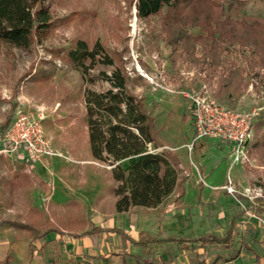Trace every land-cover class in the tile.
I'll list each match as a JSON object with an SVG mask.
<instances>
[{
    "label": "rangeland",
    "instance_id": "1",
    "mask_svg": "<svg viewBox=\"0 0 264 264\" xmlns=\"http://www.w3.org/2000/svg\"><path fill=\"white\" fill-rule=\"evenodd\" d=\"M47 1L57 26L46 38L28 49L0 39V219L16 218L40 228L79 227L85 223L79 201L106 208L115 201L113 165L90 151L84 101L86 87L100 90L109 82L99 78L92 83L81 66L66 59L67 50L82 38L90 47L99 41L103 52L124 57L128 86L144 97L155 119L162 144L156 150L167 147L179 155L186 188L206 186L205 174L232 162L227 141L203 138L190 148L194 119L188 93L200 90L238 111H256L246 159L232 169L238 191L232 194L223 186L227 168L219 167L213 174L218 183L205 194L190 188L185 201L172 192L164 205L184 208L191 216L189 240L201 233L224 235L232 214L238 213L235 245L252 240L264 247V152L252 146L264 130L261 36L246 34L248 40L240 42L236 29L264 27V0H212L221 16L210 27L184 16L175 18L171 34L163 25L166 7L161 14L140 18L134 2L130 6L126 0ZM98 55L103 57L102 51ZM99 69L110 73L112 66L100 62L91 73ZM19 114L41 124L55 154L35 159L24 148L11 149L3 131ZM14 229L3 226L0 244L13 233L19 238L35 232ZM39 244L34 239L31 249L40 250Z\"/></svg>",
    "mask_w": 264,
    "mask_h": 264
},
{
    "label": "trees",
    "instance_id": "2",
    "mask_svg": "<svg viewBox=\"0 0 264 264\" xmlns=\"http://www.w3.org/2000/svg\"><path fill=\"white\" fill-rule=\"evenodd\" d=\"M128 5L134 2L136 14L148 18L154 14L163 15V25L171 34L177 25L175 18L186 16L189 21L204 27H210L220 16V6L212 0H126ZM57 22L50 15L47 0H0V39L12 46L23 49L31 48L42 41L56 28ZM238 40L247 41V36H261L259 55L264 63V27H236ZM102 51L103 57L98 54ZM66 59L82 67L84 75L95 82L102 78L109 86L100 90L86 87L84 101L88 126V143L91 154L99 160L112 164V175L117 185L110 190L116 195L117 211H127L133 206H156L173 191L185 192L181 177V160L170 148L163 147L158 138L154 117L145 108L142 95L132 91L128 86V73L125 59L119 54L117 58L103 52V45L96 41L91 47L88 41L78 38L66 52ZM112 66L110 73L99 69L91 73L92 68L100 63ZM33 67V66H31ZM32 72V68L28 73ZM253 147L264 152V130L256 138ZM236 215H233L226 234L200 236L204 242H227L234 230ZM4 225L19 229L34 230L36 236H44L50 230L64 233L58 227H52L41 233L30 222L16 218L0 219V228ZM103 228L93 226L83 233H71L74 236L95 235ZM115 231L128 238L135 245H143L156 239L135 240L120 228ZM173 237L166 239L172 240ZM164 240V239H163ZM7 255L3 263H7ZM139 264H157L150 259ZM168 264V263H161Z\"/></svg>",
    "mask_w": 264,
    "mask_h": 264
},
{
    "label": "crops",
    "instance_id": "3",
    "mask_svg": "<svg viewBox=\"0 0 264 264\" xmlns=\"http://www.w3.org/2000/svg\"><path fill=\"white\" fill-rule=\"evenodd\" d=\"M230 145L232 146L231 143ZM219 167L224 170L227 168L223 186L227 183L229 174L237 186L232 172L234 165L232 167L231 163L227 167L221 165L214 171ZM214 171L205 174L204 184L206 186L203 187L188 184L186 188L183 180L185 192L181 198L186 201L190 188L194 192L197 190L199 196L202 193L205 194L210 187L218 183L214 179ZM173 192H177L180 196L178 190ZM116 198L107 208L104 204L97 205L94 202L79 201L83 206L85 223L79 227H58L65 231L64 233L50 230L44 236H36L34 232L33 236L20 235L19 238H16V234L13 233L12 237L7 238L8 242L4 241L0 244V264H17L19 261L21 264H139V261L147 259L157 264H264V247L260 248L252 240L235 245L233 236L236 231L238 213L232 214L226 229L227 232L233 215H236L234 230L229 241L204 242L198 237L209 235L222 237L226 232L222 236L215 233H201L189 240L186 235L193 234L194 221L191 216L184 213V208H168L163 200L156 206H133L127 211H117ZM34 226L41 233L52 228ZM93 226H99L103 230L95 235L74 236L71 234L83 233ZM112 227L120 228L135 240L150 237L156 240L143 245H135L119 233L108 230ZM2 228H0V236L4 232ZM16 229L19 228L14 230ZM171 237H173L172 240H166ZM34 239L40 240V250L31 249V242ZM228 244H232L231 247L223 246ZM10 248L13 253L9 252ZM150 248H152L150 254H143V250ZM7 255H10V259L7 263H3Z\"/></svg>",
    "mask_w": 264,
    "mask_h": 264
},
{
    "label": "built area",
    "instance_id": "4",
    "mask_svg": "<svg viewBox=\"0 0 264 264\" xmlns=\"http://www.w3.org/2000/svg\"><path fill=\"white\" fill-rule=\"evenodd\" d=\"M194 119L193 144L203 138H215L232 144L231 167L243 163L248 152V144L253 138V115L255 112L238 111L221 102L214 95L194 90L188 93ZM4 140L11 149L24 148L35 159L56 153L49 137L43 132L41 124L28 115L15 116L4 128ZM224 187L230 193L238 191L230 174ZM250 215L255 216V213Z\"/></svg>",
    "mask_w": 264,
    "mask_h": 264
}]
</instances>
